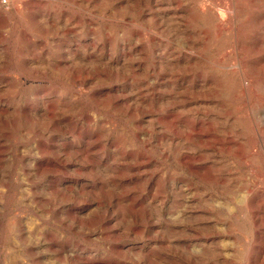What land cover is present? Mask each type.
<instances>
[{
  "label": "rangeland",
  "instance_id": "374dc122",
  "mask_svg": "<svg viewBox=\"0 0 264 264\" xmlns=\"http://www.w3.org/2000/svg\"><path fill=\"white\" fill-rule=\"evenodd\" d=\"M15 1L0 264H264V0Z\"/></svg>",
  "mask_w": 264,
  "mask_h": 264
},
{
  "label": "bare ground",
  "instance_id": "6f19581e",
  "mask_svg": "<svg viewBox=\"0 0 264 264\" xmlns=\"http://www.w3.org/2000/svg\"><path fill=\"white\" fill-rule=\"evenodd\" d=\"M3 1V0H2ZM17 1V0H16ZM15 1V2H16ZM129 1V0H128ZM155 1V0H154ZM187 1V0H186ZM17 3H19L18 1H17ZM13 4H14V2H13ZM22 4V3H21ZM123 4V3H122ZM177 4V3H176ZM17 5V4H16ZM155 5V4H154ZM18 7H19V4L17 5ZM169 6V5H168ZM174 6V5H173ZM179 6V5H178ZM181 6V5H180ZM194 6V5H193ZM12 7H15L14 5L12 6ZM131 7V6H130ZM155 7V6H154ZM15 8H17V7H15ZM148 8V7H147ZM153 7L151 6V9H152ZM155 9V8H154ZM157 9V8H156ZM173 9V8H172ZM175 9V8H174ZM182 9V8H181ZM208 9V8H207ZM214 9V8H213ZM238 9V8H237ZM236 10V9H235ZM228 11V10H227ZM230 11V10H229ZM238 11V10H237ZM183 13V12H182ZM187 13V12H186ZM152 14V13H151ZM178 14H179V12H178ZM263 14V13H262ZM231 15V14H230ZM145 16V15H144ZM206 16V15H205ZM209 16V15H208ZM212 16V15H211ZM35 17V16H34ZM190 17V16H189ZM192 17V16H191ZM207 17V16H206ZM216 17V16H215ZM38 18V17H37ZM188 18V17H187ZM214 18V17H213ZM38 20V19H37ZM187 20V19H186ZM227 20H228V18H227ZM1 21H2V19H1ZM47 22L46 23H50V21H48V20H46ZM238 21V20H237ZM261 21V20H260ZM264 20H262L261 22H263ZM216 22V21H215ZM221 22V21H220ZM3 23H5V22H3ZM38 23V22H37ZM42 24V23H41ZM40 24V25H41ZM55 25V24H54ZM212 25V24H211ZM202 26V25H201ZM66 27H68V26H66ZM3 28V27H2ZM233 28V27H232ZM63 29V28H62ZM67 29V28H66ZM66 29H64V30H66ZM258 29V28H257ZM27 31V30H26ZM68 31V30H67ZM223 31V30H222ZM21 32H22V30H21ZM198 32H199V30H198ZM203 32V31H202ZM209 32V31H208ZM226 32V31H225ZM231 32V31H230ZM68 33V32H67ZM18 34V33H17ZM21 34V33H20ZM25 34V33H24ZM70 34V33H69ZM195 34V33H194ZM256 34V33H255ZM68 35V34H67ZM193 35V34H192ZM228 35V34H227ZM230 35V34H229ZM33 36V35H32ZM18 37H19V35H18ZM28 37V36H27ZM73 37H75V36H73ZM77 37V36H76ZM75 37V38H76ZM21 38V37H20ZM30 38V37H29ZM206 38H207V35H206ZM32 39V38H31ZM202 39V38H201ZM200 39V40H201ZM20 40H22V39H20ZM34 40V39H33ZM205 40V39H204ZM215 40V39H214ZM33 42V41H32ZM68 42V41H67ZM195 42V41H194ZM26 43H27V41H26ZM62 43V42H61ZM87 43V42H86ZM85 43V44H86ZM106 43V42H105ZM190 43H191V41H190ZM200 43V42H199ZM31 44V43H30ZM37 44V43H36ZM84 44V45H85ZM93 44V43H92ZM101 44V43H100ZM201 44V43H200ZM199 44V45H200ZM28 45V44H27ZM35 45V44H34ZM97 45V44H96ZM203 45H204V43H203ZM32 46H33V43H32ZM83 46V45H82ZM206 46V45H205ZM255 46V45H254ZM27 47H29V46H27ZM66 47H68V46H66ZM84 47V46H83ZM93 47V46H92ZM251 47V46H250ZM253 47V46H252ZM259 47V46H258ZM33 48H36V47H33ZM65 48V47H64ZM98 48V47H97ZM63 49V48H62ZM66 49V48H65ZM75 49V48H74ZM3 50V49H2ZM36 50V49H35ZM60 50V49H59ZM78 50V49H77ZM83 50V49H82ZM100 50V49H99ZM258 50H259V48H258ZM257 50V51H258ZM1 51V50H0ZM31 52H33L32 50H30ZM65 51V50H64ZM69 51V50H68ZM94 51V50H93ZM93 51H92V53H93ZM6 52V51H5ZM35 52V51H34ZM51 52V51H50ZM65 52H67V51H65ZM86 52H87V49H86ZM8 53V52H7ZM74 53H76V52H74ZM82 53V52H81ZM104 53V52H103ZM32 54V53H31ZM36 54V53H35ZM84 54V53H83ZM5 55V54H4ZM8 55V54H7ZM6 55V56H7ZM45 55H46V53H45ZM50 55V54H49ZM77 55V54H76ZM90 55V54H89ZM35 56V55H34ZM37 56V55H36ZM66 56V55H65ZM83 56V55H82ZM95 56V55H94ZM11 57V56H10ZM51 57V56H50ZM54 57V56H53ZM62 57V56H61ZM64 57V56H63ZM84 57H85V55H84ZM102 57V56H101ZM107 57V56H106ZM1 58V57H0ZM8 58V57H7ZM35 58H37V57H35ZM34 58V59H35ZM87 58V57H86ZM12 59V58H11ZM14 59V58H13ZM12 59V60H13ZM51 59V58H50ZM91 59V58H90ZM113 59V58H112ZM24 60V59H23ZM61 60V59H60ZM65 60V59H64ZM71 60V59H70ZM47 61V60H46ZM50 61V60H49ZM63 61V60H62ZM14 62V61H13ZM37 62V61H36ZM57 62H58V60H57ZM61 62V61H60ZM67 62V61H66ZM28 63V62H27ZM35 63V62H34ZM109 63V62H108ZM190 63V62H189ZM26 64V63H25ZM24 64V65H25ZM56 64V63H55ZM64 64V63H63ZM75 64H76V62H75ZM110 64V63H109ZM35 65V64H34ZM70 65V64H69ZM63 66V65H62ZM68 66V65H67ZM66 66V67H67ZM79 66V65H78ZM35 67V66H34ZM33 67V68H34ZM60 67V66H59ZM123 67V66H122ZM129 67V66H128ZM141 67H143V66H141ZM18 68V67H17ZM27 69H28V67H26ZM47 68V67H46ZM55 68V67H54ZM57 68V67H56ZM91 68V67H90ZM94 68H96V67H94ZM15 69V68H14ZM19 69V68H18ZM39 69H40V67H39ZM106 69V68H105ZM131 69V68H130ZM152 69V68H151ZM32 70V69H31ZM31 70H29V72L31 71ZM61 70V69H60ZM60 70H59V74H61L60 73ZM64 70V69H63ZM86 70V69H85ZM133 70V69H132ZM149 70V69H148ZM67 71V70H66ZM77 71H78V69H77ZM88 71H89V69H88ZM97 71V70H96ZM130 71V70H129ZM134 71V70H133ZM155 71V70H154ZM19 73H20V70L18 71ZM38 72V71H37ZM54 72V71H53ZM69 72V71H68ZM67 72V73H68ZM92 71H90V73H91ZM123 72H125V71H123ZM138 72V71H137ZM23 73V72H22ZM34 73V72H33ZM98 73V72H97ZM112 73H114V72H112ZM118 73H119V71H118ZM134 73H135V71H134ZM55 74V73H54ZM69 74V73H68ZM74 74V73H73ZM79 74H80V72H79ZM22 75V74H21ZM62 75V74H61ZM70 75V74H69ZM80 75H82V74H80ZM134 75V74H133ZM137 75V74H136ZM73 76V75H72ZM129 76V75H128ZM138 76V75H137ZM54 77V76H53ZM118 77V76H117ZM126 77H127V75H126ZM1 78V77H0ZM57 78V77H56ZM65 78V77H64ZM76 78H77V76H76ZM9 79H11V78H9ZM68 79V78H67ZM70 79V78H69ZM75 79V78H74ZM126 79V78H125ZM129 79V78H128ZM84 80V79H83ZM86 80V79H85ZM7 81V80H6ZM135 81V80H134ZM137 81V80H136ZM209 81V80H208ZM210 81H212V80H210ZM74 82V81H73ZM138 82V81H137ZM142 82H143V80H142ZM15 83V82H14ZM8 84V83H7ZM133 84V83H132ZM132 84H130V85H132ZM142 84V83H141ZM176 84V83H175ZM134 86V85H133ZM139 86V85H138ZM150 86V85H149ZM176 86V85H175ZM9 87V86H8ZM158 87V86H157ZM133 88V87H132ZM141 88V87H140ZM12 89V88H11ZM130 89V88H129ZM70 90H71V88H70ZM138 90V89H137ZM136 90V91H137ZM146 90H148V89H146ZM125 92V91H124ZM158 92V91H157ZM149 93V92H148ZM111 94V93H110ZM140 94V93H139ZM108 95H109V93H108ZM107 95V96H108ZM114 95V94H113ZM75 96V95H74ZM73 96V97H74ZM115 97V96H114ZM129 97V96H128ZM77 98V97H76ZM112 98V97H111ZM131 98V97H130ZM107 99H109V98H107ZM151 99V98H150ZM43 100V99H42ZM41 100V101H42ZM52 100V99H51ZM69 100V99H68ZM128 100H130V99H128ZM44 101V100H43ZM42 101V102H43ZM131 101H133V100H131ZM116 102H118V101H116ZM125 102V101H124ZM143 102V101H142ZM24 103V102H23ZM22 103V104H23ZM111 103H113V102H111ZM127 103V102H126ZM146 103H148V102H146ZM21 104V103H20ZM19 104V105H20ZM27 104V103H26ZM31 104H33V103H31ZM48 104V103H47ZM46 104V105H47ZM50 104V103H49ZM77 104V103H76ZM116 104V103H115ZM34 105V104H33ZM117 105V104H116ZM121 105V104H120ZM123 105H125V104H123ZM138 105V104H137ZM151 105V104H150ZM24 106V105H23ZM42 106H44V104L42 105ZM53 106V105H52ZM52 106H50V107H52ZM59 107V106H58ZM75 107V106H74ZM130 107V106H129ZM72 108V107H71ZM20 109H21V107H20ZM66 109H67V107H66ZM76 109V108H75ZM130 109V108H129ZM59 110V109H58ZM45 111V110H44ZM71 111V110H70ZM26 113V112H25ZM43 113V112H42ZM62 113H64V112H62ZM67 113V112H66ZM70 113V112H69ZM69 113H67V114H69ZM7 114V113H6ZM9 114H10V112H9ZM27 114V113H26ZM29 114V113H28ZM45 114H46V112H45ZM63 115V114H62ZM4 116H6V115H4ZM10 116V115H9ZM12 116V115H11ZM10 116V117H11ZM37 116H40V115H37ZM60 116V115H59ZM2 117V116H1ZM8 117V116H7ZM61 117V116H60ZM67 117H68V115H67ZM27 118H28V116H27ZM41 118V117H40ZM39 118V119H40ZM53 118V117H52ZM57 118V117H56ZM56 118H55V120H56ZM1 119V118H0ZM29 119H31V118H29ZM42 119V118H41ZM27 120V119H26ZM36 120V119H35ZM59 120V119H58ZM68 120V119H67ZM46 121H48V120H46ZM54 123V122H53ZM61 123V122H60ZM56 124H57V122H56ZM65 124V123H64ZM51 125V124H50ZM54 126H55V124H53ZM63 125V124H62ZM65 147V146H64ZM64 147H63V149H64ZM86 147H88V146H86ZM84 148V147H83ZM80 149V148H79ZM85 150V149H84ZM62 151H64V150H62ZM89 151V150H88ZM79 152V151H78ZM90 152V151H89ZM81 153V152H80ZM80 155V154H79ZM85 155V154H84ZM78 157H80V156H78ZM92 158H93V156H91ZM82 158V157H81ZM186 158V157H185ZM184 158V159H185ZM192 158V157H191ZM38 159V158H37ZM187 159V158H186ZM144 160V159H143ZM90 161V160H89ZM84 162H86V161H84ZM92 162V161H91ZM105 162V161H104ZM189 162V161H188ZM45 163V162H44ZM57 163V162H56ZM90 163V162H89ZM103 163V162H102ZM193 163H195V160H194V162ZM48 164V163H47ZM100 164V163H99ZM105 164V163H104ZM45 165V164H44ZM49 165V164H48ZM59 165V164H58ZM47 166V165H46ZM110 166V165H109ZM108 166V167H109ZM92 167V166H91ZM43 168V167H42ZM41 168V169H42ZM45 168V167H44ZM60 167H58V169H59ZM93 168V167H92ZM37 169V168H36ZM38 169H39V167H38ZM88 169V168H87ZM201 169V168H200ZM205 169V168H204ZM203 169V170H204ZM49 170V169H48ZM57 170V169H56ZM91 170V169H90ZM193 170V169H192ZM196 170V169H195ZM45 171H47V169L45 170ZM57 172V171H56ZM194 172V171H193ZM202 172V171H201ZM51 173H53V171L51 172ZM192 173V172H191ZM45 175V174H44ZM195 175V174H194ZM197 175V174H196ZM56 176V175H55ZM110 178V177H109ZM97 185V184H96ZM66 189V188H65ZM129 195V194H128ZM131 195V194H130ZM129 197V196H128ZM131 197V196H130ZM117 199V198H116ZM120 199V198H119ZM129 199V198H128ZM132 200V199H131ZM135 202V201H134ZM137 202V201H136ZM133 207V206H132ZM137 207V206H136ZM109 224V223H108ZM139 225V224H138ZM199 227H200V225H199ZM136 229V228H135ZM134 231V230H133ZM189 231V230H188ZM191 232V231H190ZM194 237V236H193ZM166 238V237H165ZM161 239V238H160ZM160 242V241H159ZM158 242V243H159ZM162 242V241H161ZM201 242V241H200ZM197 243V242H196ZM185 244V243H184ZM162 245V244H161ZM181 246V245H180ZM183 247V246H182ZM197 248V247H196ZM203 248V247H202ZM162 249V248H161ZM170 249V248H169ZM195 249V248H194ZM204 249V248H203ZM144 250V249H143ZM168 250V249H167ZM166 250V251H167ZM200 250V249H199ZM145 251V250H144ZM157 252V251H156ZM146 253V252H145ZM152 253V252H151ZM162 253V252H161ZM177 254V253H176ZM189 254V253H188ZM146 255V254H145ZM159 255V254H158ZM157 255V256H158ZM187 255V254H186ZM144 256V255H143ZM189 256H191V254L189 255ZM77 259V258H76ZM165 259V258H164ZM167 259V258H166ZM170 259V258H169ZM174 259V258H173ZM146 260V259H145ZM183 260V259H182ZM171 262H172V260H171ZM75 263V262H74Z\"/></svg>",
  "mask_w": 264,
  "mask_h": 264
},
{
  "label": "built area",
  "instance_id": "2783aa9c",
  "mask_svg": "<svg viewBox=\"0 0 264 264\" xmlns=\"http://www.w3.org/2000/svg\"><path fill=\"white\" fill-rule=\"evenodd\" d=\"M7 1V0H6Z\"/></svg>",
  "mask_w": 264,
  "mask_h": 264
}]
</instances>
